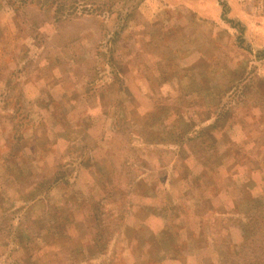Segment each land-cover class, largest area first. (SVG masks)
I'll return each instance as SVG.
<instances>
[{
  "label": "rangeland",
  "instance_id": "rangeland-1",
  "mask_svg": "<svg viewBox=\"0 0 264 264\" xmlns=\"http://www.w3.org/2000/svg\"><path fill=\"white\" fill-rule=\"evenodd\" d=\"M260 73L264 0H0V264L239 262Z\"/></svg>",
  "mask_w": 264,
  "mask_h": 264
},
{
  "label": "trees",
  "instance_id": "trees-1",
  "mask_svg": "<svg viewBox=\"0 0 264 264\" xmlns=\"http://www.w3.org/2000/svg\"><path fill=\"white\" fill-rule=\"evenodd\" d=\"M254 80H255V85L257 87V92H256L257 95L262 96L264 99V74L260 73L258 76L254 78ZM262 190L264 192V184L262 185ZM263 209H264V202H263ZM245 243H246V247L245 246L243 247L242 245L237 251H235L236 254L239 253L238 254L239 262H233V264H240V260L243 261V264H264V247L262 250L259 249L256 250L257 245L262 244V246H264V237L260 238L259 240L254 237L253 239L250 240L246 239Z\"/></svg>",
  "mask_w": 264,
  "mask_h": 264
}]
</instances>
